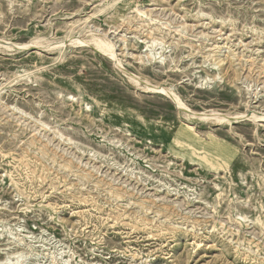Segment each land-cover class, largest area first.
Wrapping results in <instances>:
<instances>
[{"label": "rangeland", "instance_id": "rangeland-1", "mask_svg": "<svg viewBox=\"0 0 264 264\" xmlns=\"http://www.w3.org/2000/svg\"><path fill=\"white\" fill-rule=\"evenodd\" d=\"M134 75L264 111V0H0V264H264V119Z\"/></svg>", "mask_w": 264, "mask_h": 264}, {"label": "bare ground", "instance_id": "bare-ground-1", "mask_svg": "<svg viewBox=\"0 0 264 264\" xmlns=\"http://www.w3.org/2000/svg\"><path fill=\"white\" fill-rule=\"evenodd\" d=\"M137 12L139 13V15L142 17V18H147L149 16V10H146V8L144 7V9H139V8H136ZM152 22H159L158 19L156 18H152L150 17L149 18ZM149 20V21H150ZM160 24V23H159ZM156 25V24H155ZM181 27V26H180ZM184 27V26H183ZM213 27V26H212ZM216 27V26H215ZM215 30H217L216 32H221L223 31V29H220L219 27L218 28H215ZM214 30V31H215ZM156 32V31H155ZM181 32V31H180ZM154 33V32H153ZM206 36V35H205ZM73 38V39H72ZM70 40H74V42H78L80 44L82 43H86L87 41L82 39L80 36H74L72 37ZM69 40V41H70ZM93 44L95 42L96 44V47L99 49L98 51H101L103 52L104 54H106L107 56L111 57V58H115L116 57V52H115V45L110 42V40L108 41L107 39H102V38H99V37H95L93 35ZM35 42V41H34ZM61 42V41H60ZM65 42V41H64ZM73 42V43H74ZM156 42V39H153L152 41H146L145 42V51H148L151 49V46L152 44L151 43H154ZM62 43V42H61ZM11 45L10 43L6 42V45ZM55 44V43H54ZM60 44V43H59ZM63 44V43H62ZM16 46V44H13ZM11 45V47L13 46ZM36 45V44H35ZM35 45H30L29 44H24L23 48H27V49H30V48H33V46ZM187 45V44H186ZM191 45V44H190ZM194 45V44H193ZM32 46V47H31ZM50 46V45H49ZM54 46V45H53ZM49 48V47H48ZM216 50L221 52L222 50V46L218 43L216 45ZM209 53V52H208ZM140 57V56H139ZM117 59V58H116ZM119 61V60H118ZM117 61V62H118ZM141 61V60H140ZM252 61V59H251ZM223 62H224V59L223 58H220L219 61L216 63V64H221L223 65ZM256 62V61H255ZM123 63V62H122ZM121 63V65H122ZM120 64V63H119ZM123 66V65H122ZM257 66V65H256ZM220 67V66H219ZM130 78H132L133 80H135V82L137 83H144L145 86H146V90H149L150 92H153V93H161L167 97H169L176 105H177V108H180L181 110H183L188 117H194V118H208V117H215L217 119L218 122H231L232 119H236V120H245L246 118H248L249 120L253 121L255 124H258L262 119H264V111H261V110H258L256 108H252V106L250 105H247V112H244V113H238L236 115H230L229 113H212V114H206V113H202V114H199L197 113L196 111H192V110H189L188 108V105H186L183 100L177 95V93H175L171 88H168L166 86H163L162 84H153L151 83L148 79H144L143 77L141 76H137V75H134V76H131ZM69 98H71V95L67 96ZM73 99V98H72ZM254 103V102H253ZM21 111V112H20ZM19 112L21 114H23L24 116H27V117H30L28 113L20 110ZM213 112V111H212ZM16 116V115H15ZM214 118V119H215ZM20 121V119H19ZM188 131L190 132V136L193 137L194 139L197 138V133L194 129L193 126L189 125V128H188ZM192 149H193V152L194 153H201L202 151H200L201 148H198V147H195V146H192ZM208 152H206L207 154ZM206 157V155H205ZM81 160V159H80ZM85 161V160H84ZM212 167H215V164L212 163L211 164ZM218 187V185H217ZM118 199V198H117ZM243 217V216H242ZM246 216H244L243 218H245ZM257 221L261 222L263 225H264V222H262V220L259 218L257 219ZM173 223V222H172ZM184 225V224H183ZM181 232V231H180ZM183 237V236H182ZM187 238V237H186ZM201 244V243H199ZM250 246V245H249ZM251 247V246H250ZM249 247V248H250ZM257 249V248H256ZM252 250V249H251ZM256 252V251H254Z\"/></svg>", "mask_w": 264, "mask_h": 264}]
</instances>
